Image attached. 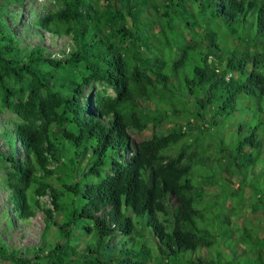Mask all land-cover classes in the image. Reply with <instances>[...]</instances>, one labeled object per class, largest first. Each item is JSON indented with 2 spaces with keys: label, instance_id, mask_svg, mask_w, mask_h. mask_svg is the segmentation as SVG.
Listing matches in <instances>:
<instances>
[{
  "label": "trees",
  "instance_id": "16d2710c",
  "mask_svg": "<svg viewBox=\"0 0 264 264\" xmlns=\"http://www.w3.org/2000/svg\"><path fill=\"white\" fill-rule=\"evenodd\" d=\"M26 1L0 0V264H210L204 199L241 189L264 152V0H50L23 44L5 16ZM232 123L249 134L216 143ZM38 211L41 240L9 243Z\"/></svg>",
  "mask_w": 264,
  "mask_h": 264
},
{
  "label": "rangeland",
  "instance_id": "374dc122",
  "mask_svg": "<svg viewBox=\"0 0 264 264\" xmlns=\"http://www.w3.org/2000/svg\"><path fill=\"white\" fill-rule=\"evenodd\" d=\"M49 1L50 0H28L22 5L8 6L5 20L12 29L18 31V36L23 38V44L29 43L28 41L34 43L38 42L37 36L34 32L27 35L25 38L24 28L27 24L32 22L34 11H40L49 7ZM16 17H18V21L16 20ZM244 27L245 29H251L252 24L250 23V19L248 23L246 22ZM221 32L226 34L224 29H222ZM249 34L252 35L253 31H250L248 35ZM65 40L66 38H62L55 42V39L51 40L48 34H45L43 41L45 44L51 45L49 49L56 51L57 48L62 46V43H64ZM224 41V47L231 46L232 41L230 40V37H225ZM252 105L254 104H250V107H252ZM262 105L264 106V102H262ZM241 111L246 112L248 116H251L247 106H243ZM11 117L12 115L8 112L2 113L0 115V124L5 125L6 121L11 119ZM239 122L243 125L249 124L253 126L256 123V120H250V118L247 119L244 114H241ZM238 125L239 123H232L226 126H219L217 130L218 134L214 137L216 143L220 138H223L224 141L230 145V140L237 142L240 137L243 138L244 135L249 134V129L246 128L242 131V135H239L237 133ZM150 134L151 130L144 133L142 132L138 134V136L143 138L148 137ZM208 134L214 136L211 130H204L200 135L201 143L208 140ZM202 137L205 139H202ZM9 142L11 143V148L15 151L14 138H9ZM247 146L249 145L247 144ZM0 150L4 153L6 152V144L1 137ZM248 151L249 150L246 149L245 154H247ZM260 157L261 159H256L253 165L246 167L245 171H237L236 169V172H239V174H244L239 175L238 177L241 181V189H237V192L235 191L233 195H231L234 189L231 187L230 196L225 198V195L223 194L218 200L214 199L215 204L212 208L210 206L213 203L212 196L207 195L204 199V222L207 225H215L214 233L216 235L214 244L210 248V254L212 256L211 259L209 257L210 264H264V246L262 249L260 248L261 244L264 243V241L260 239L264 237V210L262 207L264 204V152ZM211 162L212 166H214L213 161ZM199 165L202 166V159L201 162H199ZM247 165H249L248 162ZM203 166L205 168L201 167V171L204 172V175L208 173V175L212 176L211 178H213V176H216V178L220 177L222 169H219V166H216L217 169L209 168V164H205L204 162ZM219 170L221 172H219ZM1 174L2 170L0 169V176ZM205 181L207 180L205 179ZM5 193L6 192L3 189H0V209H3L5 205ZM259 197H261V199ZM256 204L259 206L260 210L255 214H251L250 207L255 206ZM227 216L230 217V220ZM43 217L44 213L38 211L37 214L25 225H18L14 229L9 230L7 236L9 243L24 247L39 242L45 224ZM134 222L139 229L143 226L141 219L138 217H134ZM4 226L5 220L2 219L0 213V231H2ZM143 228L144 230L146 229L145 227ZM53 231L54 230L52 229L50 236L53 235ZM139 232L140 233H138L137 236L141 237L142 241L147 240L148 237H146L145 232L142 229ZM148 243L155 246L153 243ZM195 253L198 254L199 249H197ZM187 254L189 255L191 253L188 252ZM206 254L207 252L202 250V255L204 256ZM205 264L208 263L205 262Z\"/></svg>",
  "mask_w": 264,
  "mask_h": 264
},
{
  "label": "built area",
  "instance_id": "2783aa9c",
  "mask_svg": "<svg viewBox=\"0 0 264 264\" xmlns=\"http://www.w3.org/2000/svg\"><path fill=\"white\" fill-rule=\"evenodd\" d=\"M228 77H229V75H227V78ZM40 201H41V203L46 202L47 203L46 205L49 206V200H48L47 196L40 197Z\"/></svg>",
  "mask_w": 264,
  "mask_h": 264
},
{
  "label": "bare ground",
  "instance_id": "6f19581e",
  "mask_svg": "<svg viewBox=\"0 0 264 264\" xmlns=\"http://www.w3.org/2000/svg\"><path fill=\"white\" fill-rule=\"evenodd\" d=\"M255 126V125H254Z\"/></svg>",
  "mask_w": 264,
  "mask_h": 264
}]
</instances>
